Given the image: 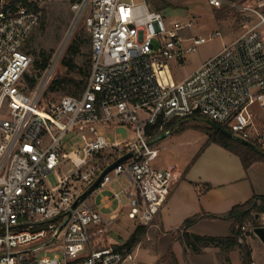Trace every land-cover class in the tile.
<instances>
[{"label": "built area", "instance_id": "built-area-1", "mask_svg": "<svg viewBox=\"0 0 264 264\" xmlns=\"http://www.w3.org/2000/svg\"><path fill=\"white\" fill-rule=\"evenodd\" d=\"M49 1L0 0V264H135L131 249L94 245L104 222L89 198L127 177L136 188L135 196L126 192L127 217L152 223L179 176L152 166L158 150L148 130L168 136L182 121L200 117L240 140L264 139L256 121L264 115V0L257 8L207 0L216 9L242 7L258 21L175 83L164 78L168 64L205 38L181 37L184 26L166 22L145 0H73L74 25L82 22L89 35V72L79 95L57 100L44 94L64 47L34 74L31 90L24 79L33 67L25 47ZM111 125L131 130L133 140L107 136L103 128ZM73 126H85L81 142L60 153L58 143ZM129 153L71 210L106 168ZM52 173L54 186L47 181ZM107 199L121 201L117 194ZM46 249L50 255L36 256Z\"/></svg>", "mask_w": 264, "mask_h": 264}, {"label": "rangeland", "instance_id": "rangeland-1", "mask_svg": "<svg viewBox=\"0 0 264 264\" xmlns=\"http://www.w3.org/2000/svg\"><path fill=\"white\" fill-rule=\"evenodd\" d=\"M145 1L151 9L160 12L166 22L181 23L184 26L178 32L181 37L206 39L194 51L184 54L180 61L174 60L168 64V72L164 74V78L170 83L178 82L190 75L199 67L201 62L216 55L246 28L258 21L254 13L249 10H243L241 9L242 7L240 10L229 9L225 6L221 9H216L208 5L207 0ZM232 1L241 6L257 8L258 3L263 0ZM70 4V0H50L47 2L44 17L38 27L32 32L27 46L32 51L31 57L34 61L39 60V53L44 52L52 55L61 47H64L62 57H69L71 55L68 48L71 44H74L76 53L72 56V59L79 69L87 71L90 58L89 35L82 22L74 25V15L70 9ZM259 11L264 14V8L259 9ZM187 24L190 25L187 26ZM259 31L263 33L264 26H261ZM215 33H218V35L209 40L207 39L211 34ZM67 38L68 40L66 41ZM60 61L54 69L52 78L63 79L65 76L60 67ZM34 74L36 72L31 67L27 75L31 77ZM78 75V72L72 73L70 78L79 80L78 78L81 79V77ZM87 76L82 83V90L86 85ZM48 87L49 85L47 84L46 90ZM47 92L49 91L47 90ZM62 96L66 95H63L62 92H53L51 94L48 93L47 98L57 100ZM207 121L208 119L200 117L182 121L180 128L174 129L168 136L156 142L153 147L158 149L159 154L154 162L155 165H170L180 171L194 166L195 178L202 182L215 181L214 178L218 172L225 168L234 170V165L230 161L234 157L221 146L211 143L209 140V134L213 133L215 129ZM256 121L260 133L264 134V115L259 112ZM111 127H114V129L108 134L106 132L109 137H113L114 130V133L121 135V140H133L134 136L126 128H116L118 127L116 125L106 128L110 129ZM84 131L85 126L71 127L58 143L60 153H67L73 150L81 142ZM103 132L105 133V128H103ZM252 144L264 153V139L255 141ZM235 160L237 166L239 162L237 159ZM67 169L68 166H65L61 172L57 171V173L62 174ZM262 178H264V170L261 172L256 168L251 171L250 179L253 183L260 182L259 180ZM47 181L51 186H54L56 184V175L54 173L50 174L47 177ZM109 194L108 189H106L95 197L91 195L89 202H94L99 206L100 196ZM133 194L134 196L136 195L135 192ZM117 206L118 203L115 201L112 209H116ZM258 215L259 217L255 219V224L253 225L251 222L245 223V231H242L241 242L248 246L251 251L249 264H264V245L252 233L254 227L264 226V213ZM137 225V221L127 217L125 209L119 214L115 222L104 223V234L100 237L96 236L93 243L96 246H121L130 237ZM165 229L166 231L164 232L157 225L154 229L149 228V225L146 226V230L140 235L138 242L131 249L135 256V264H189L186 257L187 252L178 241V237L181 235L180 231L172 232L171 229ZM39 255H50V252L46 249L36 256ZM219 258V264H244V258L240 251L236 255L235 252L228 254L221 250ZM215 263L218 264V260H215Z\"/></svg>", "mask_w": 264, "mask_h": 264}, {"label": "crops", "instance_id": "crops-1", "mask_svg": "<svg viewBox=\"0 0 264 264\" xmlns=\"http://www.w3.org/2000/svg\"><path fill=\"white\" fill-rule=\"evenodd\" d=\"M119 127L121 126L116 128ZM112 129H114V127H111L110 129L105 128V134L106 132L107 134L110 133ZM126 129L133 135L131 130L128 128ZM112 136V139L115 138L119 141H127V139L121 140V135L114 133V130ZM225 151L234 157V159L231 158L230 161L233 163L235 169L230 170L229 168H225L224 170L219 171L213 182H202L197 180L193 170L194 166L185 169L184 171H180L170 165H155L154 162L158 158L157 156L153 161L152 166L156 169L171 170L174 172L175 176H179V178L173 184L165 203L149 225V228L154 229L157 225L161 227L164 232L166 231L165 228H168V230L171 229L172 232H175L176 230H179L187 218L196 214L206 213L212 215H224L232 208V206L243 203L254 195L264 196V178L259 180L260 182L258 183H253L250 179V174L253 169L258 168L261 172L264 170V162H254L245 169L238 156L227 150ZM235 159L239 162L237 166ZM106 189H108L110 194L100 196L99 206L94 202H91L100 209L102 220L105 224L115 222L119 214L123 210H127L126 192H130L131 194H133V192L136 193V188L132 186L129 178L124 176L113 180L104 190ZM104 190L94 193V197L97 194H101ZM112 194H117L121 201L118 202L117 199L108 200L107 198H110ZM115 201L118 203V206L116 209H112ZM231 225L232 221L228 219L203 218L191 225L187 229V232L200 236L227 237L230 235ZM185 250L187 252L186 257L189 264H216L215 260H218L219 264L221 250L217 247L204 248L200 253H193L188 248ZM238 251V249H234L228 254L235 252L236 255H238Z\"/></svg>", "mask_w": 264, "mask_h": 264}, {"label": "trees", "instance_id": "trees-1", "mask_svg": "<svg viewBox=\"0 0 264 264\" xmlns=\"http://www.w3.org/2000/svg\"><path fill=\"white\" fill-rule=\"evenodd\" d=\"M73 0H70L72 2ZM75 40V39H74ZM28 43V42H27ZM29 46L26 45V52L31 55L32 51L29 50ZM69 57H62L60 61V67L62 72L65 74L63 79L54 77L48 83V91H45L44 96L47 97L48 93L62 92L63 95H74L77 96L82 92V83L88 75L89 68L87 71H82L74 63L72 56L76 53L74 44H71L68 48ZM39 60L33 61V69L35 72H41L44 70L49 62L51 54L41 52L38 54ZM78 68V71H77ZM78 72L79 80L70 78V74ZM26 82V90H31L36 85V78L33 76L29 77L27 74L24 76ZM221 126L220 124H218ZM222 127V126H221ZM226 129L225 127H222ZM211 129V128H210ZM213 131V130H212ZM209 132V130H208ZM148 134L151 139H156L161 133H158L156 129L148 130ZM209 140L211 143H215L221 146L223 149L235 154L241 160V163L245 169L254 162H264V153L254 145V147L246 146L240 141L227 137L221 132L215 130L209 134ZM264 213V196L254 195L243 203L236 204L224 215H212V214H196L190 218H187L179 231L181 235L178 237V241L186 249L188 248L193 253H200L202 249L207 247H217L220 250L229 253L234 249H238L243 255L244 264L250 262V249L248 246L242 244V227L247 222L255 224V214ZM203 218L209 219H228L232 221L230 235L227 237H213V236H200L187 232V229L196 223L198 220ZM146 230V226L137 225L130 237L124 242L123 245L118 246L120 248H127L128 250L138 242L140 235Z\"/></svg>", "mask_w": 264, "mask_h": 264}, {"label": "water", "instance_id": "water-1", "mask_svg": "<svg viewBox=\"0 0 264 264\" xmlns=\"http://www.w3.org/2000/svg\"><path fill=\"white\" fill-rule=\"evenodd\" d=\"M207 123L214 128L215 130L221 132L222 134L226 135L227 137L230 138H234L238 141H240L241 143H243L246 146H250V147H254V145L250 142L244 141V140H240L238 138H236L235 136L232 135L231 132H229L228 130L222 128L221 126H219L218 124L208 120ZM166 135L165 134H161L160 136H158L155 140H153L152 142H150V144H155L156 142L162 140L163 138H165ZM131 156V153L125 155L124 157L120 158L119 160H117L116 162H114L113 164H111L108 168L105 169V171L77 198V200H75V202L72 204L71 206V210L78 204L79 201L85 199L87 196H89L98 186L99 182L101 181V179L103 178V176L108 173L111 169H113L115 166H117L119 163L125 161L126 159H128ZM70 214V211L67 212V215ZM259 215L256 214L255 219H258ZM252 233L253 235H255L260 242L264 245V226H256L252 229Z\"/></svg>", "mask_w": 264, "mask_h": 264}, {"label": "bare ground", "instance_id": "bare-ground-1", "mask_svg": "<svg viewBox=\"0 0 264 264\" xmlns=\"http://www.w3.org/2000/svg\"><path fill=\"white\" fill-rule=\"evenodd\" d=\"M70 33H71V31H70ZM69 36H70V34H69ZM69 36H68V38H69ZM68 38L66 39V41L68 40Z\"/></svg>", "mask_w": 264, "mask_h": 264}]
</instances>
